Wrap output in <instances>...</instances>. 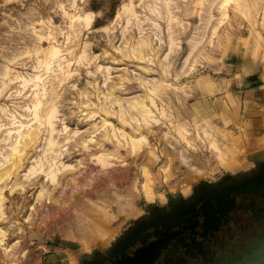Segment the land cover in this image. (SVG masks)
<instances>
[{
  "label": "rangeland",
  "instance_id": "374dc122",
  "mask_svg": "<svg viewBox=\"0 0 264 264\" xmlns=\"http://www.w3.org/2000/svg\"><path fill=\"white\" fill-rule=\"evenodd\" d=\"M257 59L264 0H0V264H87L255 173L232 79Z\"/></svg>",
  "mask_w": 264,
  "mask_h": 264
},
{
  "label": "water",
  "instance_id": "95a60500",
  "mask_svg": "<svg viewBox=\"0 0 264 264\" xmlns=\"http://www.w3.org/2000/svg\"><path fill=\"white\" fill-rule=\"evenodd\" d=\"M263 191L264 164L220 190L202 188L184 201L157 209L87 264H250L264 254V217L244 227L218 224L216 217ZM259 206L261 212L264 204Z\"/></svg>",
  "mask_w": 264,
  "mask_h": 264
},
{
  "label": "crops",
  "instance_id": "0c3cea01",
  "mask_svg": "<svg viewBox=\"0 0 264 264\" xmlns=\"http://www.w3.org/2000/svg\"><path fill=\"white\" fill-rule=\"evenodd\" d=\"M249 62L253 71L240 73L238 80L232 79V87H239H234L233 96L239 98V109L244 113L240 124H248L253 136L264 137V63L259 59Z\"/></svg>",
  "mask_w": 264,
  "mask_h": 264
},
{
  "label": "flooded vegetation",
  "instance_id": "af4514ba",
  "mask_svg": "<svg viewBox=\"0 0 264 264\" xmlns=\"http://www.w3.org/2000/svg\"><path fill=\"white\" fill-rule=\"evenodd\" d=\"M261 196V197H259ZM259 196H249L245 205L240 204L239 207L235 209V207L229 209L225 214H217L216 220L217 223L226 222L228 226L238 225L239 227H244L245 225L250 223V221L262 220L264 217V207L263 210H258V201L263 200L264 204V191L259 194ZM178 202H172L171 205H174ZM263 206L261 202H259ZM258 205V206H257ZM261 205L259 208L261 209ZM256 206V207H255ZM239 208V209H238ZM239 210V211H238ZM216 213V210H215ZM259 214H261L259 216ZM257 216V217H256ZM264 262V255L260 258L254 259L250 264H258ZM264 264V263H263Z\"/></svg>",
  "mask_w": 264,
  "mask_h": 264
},
{
  "label": "bare ground",
  "instance_id": "6f19581e",
  "mask_svg": "<svg viewBox=\"0 0 264 264\" xmlns=\"http://www.w3.org/2000/svg\"><path fill=\"white\" fill-rule=\"evenodd\" d=\"M131 6V5H130ZM128 9V8H127ZM129 11V10H128ZM126 12V11H125ZM88 15V14H87ZM83 18V17H82ZM86 18V17H85ZM88 18V17H87ZM91 19V18H90ZM82 20V19H81ZM86 20V19H85ZM83 23H85V22H83ZM57 49V48H56ZM53 111V110H52ZM145 112V111H144ZM143 112V113H144ZM147 113H148V111H147ZM51 117V116H50ZM49 123V122H48ZM22 126V125H21ZM98 144V146L100 147V146H102L101 144H99V142L97 143ZM132 145V144H131ZM47 152V151H46ZM106 155V154H105ZM91 156V155H90ZM97 156H99V155H97ZM107 156V155H106ZM109 157V156H108ZM98 159L97 160H99V162H101L100 164L101 165H103V163L104 164H106L105 163V157L104 156H100V157H97ZM95 159V158H94ZM96 160V161H97ZM109 164V163H108ZM109 166V165H108ZM69 167V166H68ZM103 167H104V165H103ZM63 168V167H62ZM64 169V168H63ZM53 170H54V168H53ZM55 170H56V168H55ZM58 171V170H57ZM60 171H61V169H60ZM56 172V171H55ZM59 172V171H58ZM50 173H52V172H50ZM54 174V172L52 173V175ZM51 175V176H52ZM3 177V176H2ZM55 177V176H54ZM52 182H54V178L52 177ZM93 181V180H92ZM51 183V182H50ZM90 185V184H89ZM77 189V188H76ZM142 191H143V194H144V198L146 199V200H148V201H152L153 199H154V193L152 192V189H151V187H150V185L147 183V181L142 185ZM60 193V192H59ZM76 193V192H75ZM61 194V193H60ZM64 194V193H63ZM75 195V194H74ZM73 196V195H72ZM66 198V197H65ZM61 199V198H60ZM73 199V198H72ZM67 201V200H66ZM25 202H26V200H25ZM72 202H74V201H72ZM79 203V202H78ZM82 203V202H81ZM67 203H63L61 206H59L60 207V210L61 211H66V207H67ZM69 208V207H68ZM88 210H89V208H87ZM79 210V209H78ZM56 213H59V212H57L56 211ZM55 213V214H56ZM60 214V213H59ZM80 218V217H79ZM78 217H73V222H74V224H73V226H75V228L79 231V230H82V234H84V230L86 229V228H84L83 227V225L81 224V219H79ZM71 220V219H70ZM69 220V221H70ZM71 225H72V223H71ZM71 228V227H70ZM0 233H3V232H0ZM79 234V233H78ZM5 236V235H4ZM264 254H262L261 256H257L255 259H257V258H260V257H262ZM8 257V256H7Z\"/></svg>",
  "mask_w": 264,
  "mask_h": 264
}]
</instances>
